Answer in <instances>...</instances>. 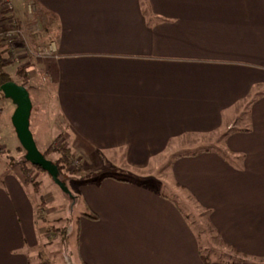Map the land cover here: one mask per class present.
<instances>
[{
	"label": "crops",
	"instance_id": "0c3cea01",
	"mask_svg": "<svg viewBox=\"0 0 264 264\" xmlns=\"http://www.w3.org/2000/svg\"><path fill=\"white\" fill-rule=\"evenodd\" d=\"M5 1L18 24L39 17L37 27L49 30L42 16L54 18L48 73L67 130L97 152L124 154L125 171L145 170L170 141L229 132L170 169L234 252L208 264H264V0ZM125 180L78 189L97 217H80L79 264H205L175 201ZM3 186L0 264H32L34 203L19 181Z\"/></svg>",
	"mask_w": 264,
	"mask_h": 264
},
{
	"label": "rangeland",
	"instance_id": "374dc122",
	"mask_svg": "<svg viewBox=\"0 0 264 264\" xmlns=\"http://www.w3.org/2000/svg\"><path fill=\"white\" fill-rule=\"evenodd\" d=\"M7 3L3 0L0 10ZM30 6L28 12L33 14ZM44 16L46 18L42 16V22L49 26V30L37 27L41 22L38 17L32 21L28 19L23 24L17 23L19 31L15 33L18 32L19 36L14 43L13 37L8 39L0 35V39L6 41L4 44L7 48L12 44V51L3 56L7 63V73L14 83L24 86L30 94L33 106L30 130L38 150L51 162L59 157L55 147L64 146L75 157L74 164L60 175L73 195L72 199L61 191L48 173L25 161L26 152L20 145L12 124L16 107L0 91V150L4 151L3 154L0 153V190L4 188V180L11 177L21 183L25 194L34 203L39 245L28 253L31 263L44 264V260H49L51 264H79L76 220L88 211L83 208L78 189L83 184H96L107 176L149 184L152 190L174 200L200 241L202 258L210 262L228 261L234 252L223 248L210 225L208 210L189 191L176 186L170 169L175 155L196 151L200 145L206 148L216 146L226 129L210 139L206 136H187L170 141L168 150L162 155L154 156L145 170L125 171L124 154H102L68 132L58 105L55 74L48 73L49 66L54 68L55 63V45V51L52 48L51 53V45L54 42L56 44L55 21L49 14ZM46 19H50L49 23ZM247 117L246 112L241 120L234 122L233 127H243L242 120H247Z\"/></svg>",
	"mask_w": 264,
	"mask_h": 264
},
{
	"label": "water",
	"instance_id": "95a60500",
	"mask_svg": "<svg viewBox=\"0 0 264 264\" xmlns=\"http://www.w3.org/2000/svg\"><path fill=\"white\" fill-rule=\"evenodd\" d=\"M0 91L3 93L4 97L11 100L16 107L12 116V124L20 145L26 152L25 161L48 173L61 191L74 199L65 183L60 179L58 167L53 162L47 160L37 148L30 130L33 106L28 90L14 82H8L0 87Z\"/></svg>",
	"mask_w": 264,
	"mask_h": 264
},
{
	"label": "trees",
	"instance_id": "16d2710c",
	"mask_svg": "<svg viewBox=\"0 0 264 264\" xmlns=\"http://www.w3.org/2000/svg\"><path fill=\"white\" fill-rule=\"evenodd\" d=\"M145 2H147L146 0H142V5L145 6ZM32 7H34V5H32ZM8 12H6L5 14H8ZM12 19L11 17H3L2 19H0V35H2L5 31H6V26H7V20ZM4 40L0 39V87L8 82H13V80L11 79L10 75L7 73L6 69H7V63H5L4 61V55L7 53L8 51H12L11 46L8 49L7 46H5L4 44ZM5 53V54H4ZM24 87V86H23ZM229 134V132H226L223 136H221V140L220 142H216V147L218 146V144H221L224 141V138ZM215 147V146H214ZM214 147L211 148H206L202 145L198 146V150H196L195 152H190V153H180L177 154L173 157L172 161L174 162L175 160L182 158V157H191V156H196L199 152H211L213 149H215ZM56 151L59 153V157L56 161H54L53 163L58 167L60 175H62L63 171L65 169H68L69 167H71L74 162H75V157H74V153L63 147H55ZM212 149V150H211ZM0 153L3 154L4 151L0 150ZM222 157H224L222 155ZM172 162V163H173ZM26 164V163H25ZM79 171L81 170V168H78ZM125 181H129V180H125ZM99 183V182H96ZM178 188H180L181 186H179L178 184L176 185ZM80 217H85L88 218L90 220H97V217L94 214H91L89 212H85L83 214H81ZM80 217H78V219L76 220V226H77V244L79 241V220ZM44 264H51V262L48 260H44ZM205 264H208V261H205Z\"/></svg>",
	"mask_w": 264,
	"mask_h": 264
},
{
	"label": "built area",
	"instance_id": "2783aa9c",
	"mask_svg": "<svg viewBox=\"0 0 264 264\" xmlns=\"http://www.w3.org/2000/svg\"><path fill=\"white\" fill-rule=\"evenodd\" d=\"M8 4V3H7ZM11 5L10 4H8V5H6V7L4 8V9H1L0 10V19H2L3 17H7L8 16V14H5L6 12H10L11 11ZM7 26L8 27H6L7 29H6V33L4 32L2 35H1V37L2 36H6L8 39H12V37H13V40H12V43H14L13 41H15L16 40V38L19 36L17 33L18 32H16L15 33V31H17L19 28H18V25H17V23H15V21L14 20H12V19H9V20H7ZM19 31V30H18ZM53 45V46H52ZM51 45V53H52V48L54 49V51H55V47H54V45L56 46V44H55V42L53 43Z\"/></svg>",
	"mask_w": 264,
	"mask_h": 264
}]
</instances>
